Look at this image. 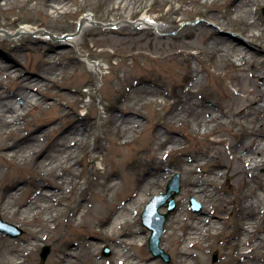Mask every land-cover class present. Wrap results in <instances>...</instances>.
Returning a JSON list of instances; mask_svg holds the SVG:
<instances>
[{"label": "bare ground", "instance_id": "bare-ground-1", "mask_svg": "<svg viewBox=\"0 0 264 264\" xmlns=\"http://www.w3.org/2000/svg\"><path fill=\"white\" fill-rule=\"evenodd\" d=\"M3 1L8 6L16 7L19 4L23 6L30 3L32 0ZM78 1L38 0L41 11L48 15L72 14L71 3L76 4ZM81 1L88 3L91 0ZM102 1L113 14L121 11L128 14V17L138 13L139 2H143V0ZM159 1L162 4L180 2V0ZM233 2H240V8L246 9L245 18L243 16L240 19L243 23L240 34L263 39L264 25L256 17V12L249 4L250 0H186V3H199L209 8L227 6ZM154 3L155 0H151L147 6H152ZM150 11L151 9H148L142 13L136 21H125L127 24L100 23L92 12H87L79 19L78 32L58 37L51 31L34 29L28 25H22L14 32L5 30L0 25L1 36L11 39L33 33L35 37L44 41L60 40L75 45L81 37L80 34L91 32L89 28L92 26L106 29L126 27L117 32L118 35L123 36L122 41H132V48L148 49L154 53L155 59L159 61L158 69L170 64L178 72L182 67L185 69L182 78L187 83L186 87L179 86L177 90L168 91L160 74H157L152 87L146 83L137 86V90L145 98L138 110L152 106L154 118L163 117L166 122L178 125L180 130L166 132L164 127L157 128L160 154L158 158L151 157L149 171L142 176L129 170L130 155L127 158L122 154L114 160H109L111 165H107L105 155L103 159H98V152L93 151L90 162L94 163L92 171L98 177L95 178L92 192H89L88 188L81 192L83 198L73 209L70 222H74L78 229L87 228L88 231H96L100 238L110 240L118 247L114 261L106 262L95 259L98 255V244H86L84 248L93 256L90 259L92 264H157L149 255L143 256L142 259L138 257V253L145 248L141 242L147 235L139 228L138 214L149 195L148 191L156 192L162 189L174 175V168H178L184 175L185 189L182 196H192L201 201L211 196L210 187L213 186L212 180L207 181L201 176V173H204L203 168H210L209 174L215 171L217 177H222L226 170H230L228 179L232 180V185L240 181L238 186L231 187V192H239V202L237 205L231 204L233 201L231 198H224L220 210L224 214L214 213L206 207L205 212L199 214L201 219H197L202 224L201 227L189 228L191 223L189 224V219L185 218L186 214H179L177 225H169L165 234V240L168 241L178 237L179 231H186L180 237L182 247L176 253V260L171 264H191L190 261L195 256L202 257L203 250L211 245L212 237H218L223 233H227V237L222 243L221 251L231 258L225 264L233 263L234 254L237 259L235 264H262L259 258L264 256L260 244V241L264 240V208L261 207L264 196L256 193L252 197L250 191L251 183L254 181L264 192V175L259 172L260 168L264 167V55L255 54L250 46L241 43L237 38L223 35L221 31L227 33L231 31L224 30L222 26L219 27L209 20H204L206 29L201 36L194 35L187 29L167 41L162 38L163 24L158 22V16L150 15ZM246 16L253 19L247 20ZM208 17L214 19L211 18L213 11L208 12ZM18 21L20 19L13 21L12 24ZM211 25L218 27L220 31L215 30ZM82 60L92 70L102 74L99 62L85 55H82ZM194 60L206 63V67L198 68ZM70 63L56 59L54 55L45 51L38 64L40 69L38 76H30L0 58V74L9 82H15V88L9 93L4 94L0 91V171L2 165L6 163L18 167L27 166L26 161L36 160L35 173L43 177L37 179V185H34L38 189L35 197L23 201L26 188L9 192L0 199V211L2 216L12 220L17 219L19 215L32 213V218L21 220L23 221L21 224L37 231L50 232L60 228L58 225L51 226V223L57 219V216H53V207L60 206L62 202V198L59 197L62 192L57 186V180L65 181L68 171L76 169L78 164L81 165L78 156L84 149L92 129L85 124L73 126L63 138L46 145L41 135L32 134L23 138L21 120L30 116L33 111L41 109L42 104L52 97L50 91L58 86L60 71ZM208 66L215 71L224 69L225 66L229 67L231 72H227L225 77L232 81L237 90L223 94L204 93L201 85L208 76L207 73L205 74L209 72ZM260 78L263 79L262 82H259ZM133 105L131 107L135 109L136 105ZM60 114L67 115L66 110L64 109ZM82 115L88 117L89 113L83 110ZM122 119V116L116 114L111 117L112 126L117 131L115 135L119 139L126 138L127 121L124 122L123 119L122 122ZM163 133L166 136L160 137L159 135ZM173 133L198 139L210 147L215 155L189 156L184 149L179 152L184 143ZM123 141L124 145L129 146L135 139L129 138ZM96 149L102 150V146L98 145ZM171 155L179 156V159L173 165L167 166V159ZM213 161L216 163L214 164ZM230 163L231 167L228 165ZM63 165L67 167L57 172V166ZM103 175L107 177L106 181L99 183L98 180ZM71 176L68 183L74 187L79 183L80 178L73 173ZM246 179H248L247 183ZM61 184L63 185V182ZM130 189H133L135 194L124 199ZM5 205H13V211L1 209ZM231 205L234 206L233 209H237L240 216L235 231L227 230L222 226L226 221L225 213L229 208L232 209ZM111 208H115V211L108 216L107 212ZM39 214L45 217L41 219ZM234 247L237 248L236 251H233ZM76 251L77 249L73 248L68 250L61 264H82L77 258ZM34 254L32 246H15L0 237V262L25 264L24 256Z\"/></svg>", "mask_w": 264, "mask_h": 264}, {"label": "rangeland", "instance_id": "rangeland-1", "mask_svg": "<svg viewBox=\"0 0 264 264\" xmlns=\"http://www.w3.org/2000/svg\"><path fill=\"white\" fill-rule=\"evenodd\" d=\"M150 1L143 0V2H139L138 13L134 14L133 17H128V14L121 13V11H118V14H113L112 10L106 8L102 0H91L88 3H83L79 0L76 4L72 2L73 13L64 15H48L43 13L38 0H32L23 6L19 4L16 7L8 6L3 0H0V25L3 29L12 32L17 31L22 25H28L34 29L51 31L54 36L58 37L64 36L67 33L78 32L79 19L87 12H92L95 15V19L100 21V23L122 22L123 24H127L125 21H136L141 17L142 13L151 9L150 15L158 16V22L163 24L164 32L162 38L167 41H170L175 35L187 29L190 30V33L201 36L206 29L204 20H209L216 23L219 27L222 26L224 30L231 31L230 33L221 31L223 35L237 38L241 43L250 46V49L255 54L259 56L264 55V38L254 39L242 33L240 34L243 28V23L240 19L246 12L245 8H240V2H233L230 5L222 7L209 8L199 3H186V0H180V2L171 4H162L159 0H155L152 6H147ZM249 4L256 12V17L264 25V0H250ZM254 4L256 6H253ZM211 11H213V17L211 18L214 19L208 17V12ZM18 19L20 21L12 24L13 21ZM246 19L251 20L253 18L246 16ZM212 27L220 31L218 27ZM122 28L126 27L106 29L92 26L89 28L91 32L86 31L80 34L81 37L77 45L63 43L60 40L44 41L34 35H22L19 38L11 39L0 34V58L13 64L17 70L30 76H38L40 72L38 64L45 51L48 54L54 55L56 59L71 62L60 71L57 80L58 86L53 87L50 91L52 97L42 104L41 109L33 111L30 116L21 120L23 124L21 130L22 137L24 138L32 134L41 135L43 142L48 145L57 139L63 138L73 126L85 124L92 129L84 149L78 156L81 165L78 164L76 169L68 171L69 173L66 175L67 179L65 181L62 179L57 180V186L61 188L62 192V195H59L62 198V206L55 205L53 207V216H57V219L51 223V226L58 225L59 229L51 230L50 232L30 229L22 225L23 221L21 220L31 219L32 213L19 215L17 219L12 220L2 216L0 211V217L4 222H9V224L22 231L18 235V232L15 230H9V232L0 230V237L5 242H9L15 246H32L35 251L34 255L24 256L25 264H42V249L47 246L51 248V251L43 264H61L62 259L65 258L64 254L72 248L77 249V258L82 264H92L90 259L93 256H91L88 249L84 248L88 243L99 245L98 255L95 257L96 260L114 261L115 255L118 252V247H116L115 243L110 240H103L96 231H88L87 228L78 229L75 227L74 222H70L73 209L83 198L81 192L85 188H88V191L92 192L96 182L95 178L98 177L92 171V166L94 165L93 162H90L92 152H98V159H103L105 155V163L107 165H111L109 160H114L122 154L126 155V157L130 155L131 158L128 159L129 170L136 172L138 176H142L149 171L151 157L155 156V158H158L160 154L158 146L160 140L156 135L157 128L164 127V131L166 132L180 130L178 129V125L166 122L163 117L159 119L154 118L152 106H146L142 110H138L145 98L137 90V86L141 83H146L149 87H152L157 74H160L168 91L177 90L179 86L186 87L187 83L182 78L185 69L182 67L180 68V72H178L171 64L163 65L161 69H158L159 61L155 59L156 55L154 53H151L148 49L132 48V41H122L123 36L117 33ZM152 34L153 36L155 35L154 30ZM82 55L99 62L102 74L92 70L82 60ZM193 62L198 68L202 66L206 67V63H200L197 60ZM208 68L209 72H205L208 76L203 80L201 85L204 93L215 92L223 94V92H234L237 90L232 81L225 77L227 72H231L229 67L225 66L224 69H217L218 71L209 66ZM262 81L263 79L260 78L259 82ZM0 82H2L0 83V91H3L4 94L9 93L15 88V82H9L2 74H0ZM132 104L136 105L135 109L131 107ZM64 109L67 115L62 116L60 113ZM83 110L89 113L88 117L82 115ZM114 114L122 116L124 122L127 121L126 138L119 139L115 135L117 131L112 126L111 121V117ZM123 119L121 120L122 122ZM163 122L166 124L162 125ZM174 135L179 137L182 143H184V146L180 147L179 152H182L184 149L185 153L189 156H201L202 154L208 156L210 154L215 155L210 147L198 139L192 138V136L186 137L177 135L176 133ZM159 136L165 137L166 134L163 133ZM129 138H133L135 141L129 146L124 145L123 140ZM98 145L102 146V150L96 149ZM126 148L127 150H125ZM177 159H179V156L171 155L167 159L166 165H173ZM26 162L27 166L15 167L13 164L8 163L2 165L0 171V199L9 192H16L21 188H26L23 201L36 196L38 189L34 185H37V179L43 177L35 173L37 169L36 160ZM213 163L215 164L216 161H213ZM228 165L232 166L231 163ZM65 167L67 166H57L56 171L60 172ZM203 171L204 173H201V176L207 181L212 180L213 186L210 187L212 190L211 196L200 201L194 199L192 196H182L185 189L184 175L178 168H174V175L179 174L181 177V192L175 199L176 209L169 216L165 225V234L168 231L169 225H177L179 214H186L185 218L189 219V224L191 223L189 228L201 227L202 224L198 221L201 219L199 214L205 212L206 207L218 214L221 213L220 210L223 207L224 198H231L233 200L231 204L237 205L239 202V192H231V187L239 184L240 181L232 185V180L228 179L230 170H226L222 177H217L215 171L209 174L210 168H203ZM259 172L264 175V167L260 168ZM72 173L80 178L79 183L74 187L68 183V179L72 178ZM173 176L165 183L162 189L156 192L152 190L148 191L149 195L138 214L139 228L147 234L146 239L141 242L145 248L138 253V257L142 259L143 256L149 255L157 264H171L176 260V253L182 247L180 237L186 231H179L178 237L168 241L165 240V234L163 235L161 248L170 255L169 262H166L163 258H154L149 250L151 232L143 225L142 213L153 197L166 193L167 185ZM106 178L103 175L99 178V183L105 182ZM62 182L63 185L61 184ZM247 182L248 179H246ZM256 193L264 196V192L252 181L250 194L254 197ZM133 194H135V191L130 189L123 198L125 199ZM193 200L201 205L199 211L192 209L191 203ZM263 205L264 201L261 204L262 208H264ZM231 207L232 209L229 208L227 213H225L226 221L222 226H225L227 230L231 229L235 231L239 225L240 216L237 209H233L234 206L232 205ZM115 208L108 210V216L112 215ZM1 209L11 212L14 206L5 205ZM160 212L165 213L166 208H161ZM221 214H224V212ZM39 217L42 219L45 216L39 214ZM33 218L36 219V217ZM182 218L184 219V217ZM226 237L227 233H223L218 237H212L210 240L211 245L203 250L202 257L195 256L191 259V264H225L228 259H231L221 251L222 243L226 241ZM260 244L261 251L264 253V240L260 241ZM107 248L110 250L109 256L104 255ZM236 250L237 248L234 247L233 251ZM215 255H217L216 262L213 261ZM259 259L264 264V256ZM236 261L237 259L234 254L232 264H235ZM0 264L4 263L0 262Z\"/></svg>", "mask_w": 264, "mask_h": 264}, {"label": "water", "instance_id": "water-1", "mask_svg": "<svg viewBox=\"0 0 264 264\" xmlns=\"http://www.w3.org/2000/svg\"><path fill=\"white\" fill-rule=\"evenodd\" d=\"M180 191V176L176 175L173 180L169 183L166 194H162L153 198L146 207L145 212L143 213V224L152 232L151 238L149 240L150 251L156 258L162 257L166 261H169L170 257L161 249L160 244L165 231V224L167 222L168 216L174 211L176 207L175 197L180 193ZM166 204L168 207L167 212L165 214L160 213L159 209L165 206ZM192 208L194 210H199L201 207L197 202L193 201ZM0 229L7 230L9 232V230H15V227L3 223L0 218ZM50 251L51 248L49 246L43 249V252L41 254L42 263L45 262L48 255L50 254ZM109 254V250L106 249L105 255L108 256ZM216 260L217 255L215 256L214 261Z\"/></svg>", "mask_w": 264, "mask_h": 264}]
</instances>
